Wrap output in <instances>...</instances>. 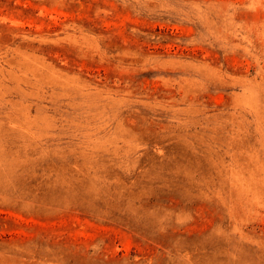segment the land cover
<instances>
[{
	"label": "rangeland",
	"instance_id": "obj_1",
	"mask_svg": "<svg viewBox=\"0 0 264 264\" xmlns=\"http://www.w3.org/2000/svg\"><path fill=\"white\" fill-rule=\"evenodd\" d=\"M0 264H264V0H0Z\"/></svg>",
	"mask_w": 264,
	"mask_h": 264
}]
</instances>
